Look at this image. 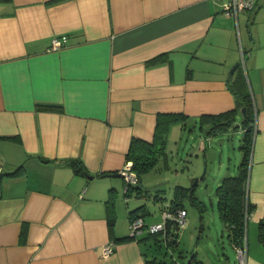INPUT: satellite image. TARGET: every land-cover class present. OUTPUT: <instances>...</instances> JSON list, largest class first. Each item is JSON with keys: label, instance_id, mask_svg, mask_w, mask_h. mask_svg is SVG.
Instances as JSON below:
<instances>
[{"label": "crops", "instance_id": "0c3cea01", "mask_svg": "<svg viewBox=\"0 0 264 264\" xmlns=\"http://www.w3.org/2000/svg\"><path fill=\"white\" fill-rule=\"evenodd\" d=\"M223 2L0 0V264H165L149 249L152 237L172 247L165 232L127 237L131 213L151 224L163 209L146 217V203L129 207L134 183L127 191L123 174L107 173L135 174L130 139L151 140L159 112L187 117L171 124L155 164L181 130L207 133L205 116L235 108L229 83L239 72L256 110L245 256L264 264V0L237 17ZM59 34L66 44L47 50ZM72 158L86 173L64 163Z\"/></svg>", "mask_w": 264, "mask_h": 264}, {"label": "rangeland", "instance_id": "374dc122", "mask_svg": "<svg viewBox=\"0 0 264 264\" xmlns=\"http://www.w3.org/2000/svg\"><path fill=\"white\" fill-rule=\"evenodd\" d=\"M241 116L238 111L229 129L213 135L199 131L198 125L192 130L189 127L181 130L170 140L166 161L159 158L154 167L142 172L140 181L134 183L141 190L138 194L134 190L126 203L129 207L136 204L135 200L139 204L146 203L150 210L145 211L146 217L158 216L170 202L176 185L185 189L181 202L188 212L186 223L180 229L178 247H166L161 239H150V251L165 264H181L192 253L193 264H238V252L229 242L228 231L219 217L215 188L225 175L236 174L242 160ZM193 186L195 198L191 199L188 187ZM126 203L122 202L125 209ZM124 218L122 213L120 222ZM248 242L250 244L249 238Z\"/></svg>", "mask_w": 264, "mask_h": 264}, {"label": "trees", "instance_id": "16d2710c", "mask_svg": "<svg viewBox=\"0 0 264 264\" xmlns=\"http://www.w3.org/2000/svg\"><path fill=\"white\" fill-rule=\"evenodd\" d=\"M165 53H160L150 58L148 62L155 63L162 60ZM229 88L235 94V108L222 112L217 115H207L212 119V125L207 133L213 134L221 130H227L234 118V113L241 112V125L243 128V137L241 139L240 148L242 149V160L238 165L236 174L225 175L215 188L217 197V209L221 221L224 223L228 231V239L234 247L246 246V223L249 214L254 208L247 198V181L249 173V158L253 144L254 122H255V107L245 81L244 74L239 72L235 79L229 83ZM44 107H52L53 105H43ZM241 107H245V113L241 111ZM187 115L182 112H159L156 115V121L151 140H145L137 136H132L129 142L128 149L125 153V161L131 163V169L135 172L138 180L142 172L149 170L155 165L157 158L164 154L166 146V135L169 128L174 122L184 123ZM204 117V116H203ZM73 167V170L78 173H86L83 165L78 159H68L64 162ZM132 183H127V191ZM134 189L139 193L141 188L134 186ZM184 187L176 185L173 190V196L170 202L163 207L169 208L172 211V216L165 220V237L168 243L173 247L179 245V233L182 227L179 226L176 219V211L183 207L181 198L184 195ZM194 186L189 188L188 193L191 199L193 196ZM195 202V201H194ZM108 219L114 221L112 206L107 205ZM132 212V211H131ZM134 212V211H133ZM130 221L141 215L131 213ZM142 217V216H141ZM150 234V233H149ZM154 235V234H153ZM127 237H131L128 234ZM257 238L264 245V218H261L257 223ZM114 242V241H113ZM194 256L189 264H193Z\"/></svg>", "mask_w": 264, "mask_h": 264}, {"label": "built area", "instance_id": "2783aa9c", "mask_svg": "<svg viewBox=\"0 0 264 264\" xmlns=\"http://www.w3.org/2000/svg\"><path fill=\"white\" fill-rule=\"evenodd\" d=\"M255 6V0H224L222 11L229 16L237 17L239 12L252 9ZM68 37L66 34L54 35L50 38L47 50H56L66 44ZM121 173L125 176L127 183L136 182L135 174L130 173L128 169H123ZM187 210L184 207L178 208L176 211V219L180 227H184L186 223ZM162 221L157 223L146 224L141 216H137L130 221L129 232L131 236H135L144 229L150 234L165 231V220L172 216L169 208L162 210ZM238 252V264H247L244 247H235ZM113 251V242L107 243L103 247V254L107 255Z\"/></svg>", "mask_w": 264, "mask_h": 264}, {"label": "water", "instance_id": "95a60500", "mask_svg": "<svg viewBox=\"0 0 264 264\" xmlns=\"http://www.w3.org/2000/svg\"><path fill=\"white\" fill-rule=\"evenodd\" d=\"M237 65H238V63L234 64V65L230 68V72H231V73L234 71V69L237 67ZM241 111H243V113H245V112H244V111H245V107H241ZM204 171H205V170H204ZM107 174H112V175H117V176L122 175L121 172L107 173ZM203 175H204V174H203ZM203 175H202V176H203ZM193 256H194V253H192V254L188 257V259L184 262V264H189L190 261H191V259L193 258Z\"/></svg>", "mask_w": 264, "mask_h": 264}]
</instances>
